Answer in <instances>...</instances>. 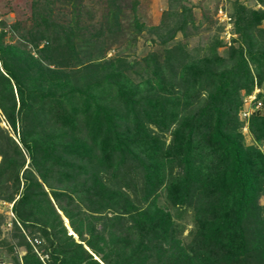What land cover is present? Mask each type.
<instances>
[{
    "label": "trees",
    "instance_id": "1",
    "mask_svg": "<svg viewBox=\"0 0 264 264\" xmlns=\"http://www.w3.org/2000/svg\"><path fill=\"white\" fill-rule=\"evenodd\" d=\"M180 1L151 25L133 0H96L94 21L85 0H31L10 23L0 11L4 262L264 264V111L243 115L253 143L240 119L264 84V9L232 1L236 36L200 52L173 40L191 20ZM144 28L154 48L106 55Z\"/></svg>",
    "mask_w": 264,
    "mask_h": 264
},
{
    "label": "rangeland",
    "instance_id": "2",
    "mask_svg": "<svg viewBox=\"0 0 264 264\" xmlns=\"http://www.w3.org/2000/svg\"><path fill=\"white\" fill-rule=\"evenodd\" d=\"M31 0H0V11H4L1 17L10 23L15 18L24 19L29 11V5ZM131 1V0H130ZM134 1V15L146 25L157 24L163 16V12L167 10L170 4L174 7L173 0H133ZM232 1L234 0H181L180 3L186 7L191 8V20L185 22V26L182 31H176L173 40H180L187 43L189 47H199L200 52L204 51L206 47L212 42V35L216 34L218 39H220L222 45L217 47V51L223 49L225 45L230 42L232 36H236V33L232 30L231 20L226 19L228 12L232 10ZM246 6L258 7L264 9V2L261 3L259 0H238ZM86 3H94L97 6L98 2L96 0H85ZM90 5V4H89ZM178 6L179 4H175ZM90 7V6H89ZM91 8V7H90ZM92 9V8H91ZM99 6L95 10V16L91 21L97 20L100 17ZM128 10V9H127ZM131 15L127 18H120L122 22L125 23L131 19ZM72 13L70 8L65 9L62 18L71 19ZM56 18V15H55ZM218 21L223 22L222 27H218ZM69 21L65 22L68 23ZM71 24V23H70ZM261 25H264L262 22ZM8 27L6 26L5 29ZM215 35V36H216ZM152 36L145 28L142 29L137 35L133 36L132 32H124L118 34L115 37V42L112 43L108 48H106V55H122L127 60H132L138 58L149 49L155 47V43L149 40ZM14 35L12 36L13 39ZM6 38H9L6 36ZM15 38V37H14ZM171 43V41H170ZM259 88L264 94V84ZM243 97V95H242ZM257 101V100H256ZM244 102L243 108L247 111H259L263 112L264 107L259 103ZM240 119H243V115H240ZM247 118H244V125L241 127L243 134V139L245 143H253V136L246 128ZM259 147L264 151V140L259 143ZM258 203L260 205V213L264 215V192L259 195ZM0 210L5 213L4 224L2 225V233L10 226V220L13 216L12 212L9 211V204L0 200ZM65 224L67 225L66 221ZM189 226V225H188ZM69 230V229H68ZM186 231V230H185ZM184 231V232H185ZM36 241V239L32 240ZM37 242V241H36ZM15 251L17 252L18 261L20 260V255L24 252L22 246H16ZM3 255V254H2ZM2 255H0V264H14L13 262L6 263L2 260ZM45 256V255H44ZM20 264V262H19Z\"/></svg>",
    "mask_w": 264,
    "mask_h": 264
},
{
    "label": "built area",
    "instance_id": "3",
    "mask_svg": "<svg viewBox=\"0 0 264 264\" xmlns=\"http://www.w3.org/2000/svg\"><path fill=\"white\" fill-rule=\"evenodd\" d=\"M227 18H228V17H227ZM227 18H226V19H227ZM258 90H259V88L256 87V86H254L253 89L251 90V92H249V93L246 94V95H243V97H242L243 104H245L244 102H246V101H248V102L253 101V99L255 98L256 92H257ZM256 103H259V104H260L259 100H257ZM248 112H249V111L245 110V108H244V109L242 108L241 111H240L241 115H244V116H246V115L248 114Z\"/></svg>",
    "mask_w": 264,
    "mask_h": 264
},
{
    "label": "bare ground",
    "instance_id": "4",
    "mask_svg": "<svg viewBox=\"0 0 264 264\" xmlns=\"http://www.w3.org/2000/svg\"><path fill=\"white\" fill-rule=\"evenodd\" d=\"M69 229V228H68ZM69 232V231H68ZM71 232V231H70Z\"/></svg>",
    "mask_w": 264,
    "mask_h": 264
},
{
    "label": "clouds",
    "instance_id": "5",
    "mask_svg": "<svg viewBox=\"0 0 264 264\" xmlns=\"http://www.w3.org/2000/svg\"><path fill=\"white\" fill-rule=\"evenodd\" d=\"M69 231V230H68Z\"/></svg>",
    "mask_w": 264,
    "mask_h": 264
}]
</instances>
